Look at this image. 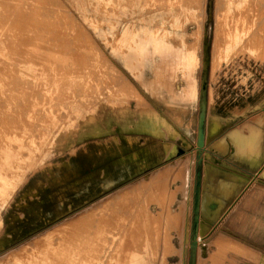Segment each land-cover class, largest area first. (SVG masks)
Listing matches in <instances>:
<instances>
[{
	"label": "rangeland",
	"instance_id": "374dc122",
	"mask_svg": "<svg viewBox=\"0 0 264 264\" xmlns=\"http://www.w3.org/2000/svg\"><path fill=\"white\" fill-rule=\"evenodd\" d=\"M0 25V258L206 264L203 201L236 175V209L264 200L263 3L0 0Z\"/></svg>",
	"mask_w": 264,
	"mask_h": 264
},
{
	"label": "crops",
	"instance_id": "0c3cea01",
	"mask_svg": "<svg viewBox=\"0 0 264 264\" xmlns=\"http://www.w3.org/2000/svg\"><path fill=\"white\" fill-rule=\"evenodd\" d=\"M226 1V0H222ZM228 1V0H227ZM240 2L263 3L264 0H239ZM218 3L219 0H216ZM184 88V86H183ZM249 147H242L241 151L249 157H256L258 149L256 146V135L250 133L242 139ZM255 143L254 146H252ZM252 144V145H251ZM222 175V174H221ZM230 177L219 176L217 172L212 176H202L203 180L200 186L201 195H215L218 187L210 186L214 182L207 180L219 178L226 179ZM237 178V186L228 188L227 195H233L228 205L218 208L216 212L210 209L209 205L212 199H205L203 207L207 217L217 215V220L213 224H206L212 228L211 235L206 239L205 258L206 264H264V200L260 192H252L245 202L236 209L243 198L238 196L244 195L246 190L244 179L241 176H232L229 179ZM206 184V185H204ZM254 190V188H252ZM244 200V199H243ZM237 203L234 205V202ZM220 209V210H219ZM42 236H27L19 244L10 247L9 253L2 255L0 264H73L72 261L56 258L50 252L40 251V240ZM44 255V256H40Z\"/></svg>",
	"mask_w": 264,
	"mask_h": 264
},
{
	"label": "bare ground",
	"instance_id": "6f19581e",
	"mask_svg": "<svg viewBox=\"0 0 264 264\" xmlns=\"http://www.w3.org/2000/svg\"><path fill=\"white\" fill-rule=\"evenodd\" d=\"M9 2V1H8ZM13 2V1H12ZM5 6V5H4ZM16 7V6H15ZM18 7V6H17ZM14 8V7H13ZM3 10V8H2ZM5 11V10H4ZM6 17V16H5ZM10 17V16H9ZM8 18V17H7ZM9 19V18H8ZM2 24V23H1ZM1 26V25H0ZM5 26V25H4ZM5 29V28H4ZM81 29V28H80ZM1 30V29H0ZM74 41V40H73ZM70 43V42H69ZM81 44V43H80ZM1 156V155H0Z\"/></svg>",
	"mask_w": 264,
	"mask_h": 264
}]
</instances>
